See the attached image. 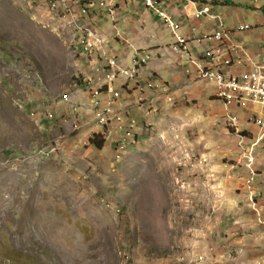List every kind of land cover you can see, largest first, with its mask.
Returning a JSON list of instances; mask_svg holds the SVG:
<instances>
[{
	"label": "rangeland",
	"instance_id": "1",
	"mask_svg": "<svg viewBox=\"0 0 264 264\" xmlns=\"http://www.w3.org/2000/svg\"><path fill=\"white\" fill-rule=\"evenodd\" d=\"M52 1L0 0V264H264L242 262L256 253L242 250L245 226L236 220L244 214L243 183L258 174L254 156L245 155L253 135L246 145L239 118L236 126L223 121L215 83L197 77L205 82L192 91L191 76H173V87L142 79L151 53L134 80H114L121 105L112 118L121 114L126 123L128 111L137 124L110 137L94 120L91 98L101 57L115 53V34L99 33L115 29V0L90 7L57 0L59 8ZM227 3L264 12V0ZM221 15L230 27L225 9ZM178 53L186 73H196ZM106 63L116 72L111 57ZM94 134L104 137L102 148L90 143Z\"/></svg>",
	"mask_w": 264,
	"mask_h": 264
},
{
	"label": "crops",
	"instance_id": "2",
	"mask_svg": "<svg viewBox=\"0 0 264 264\" xmlns=\"http://www.w3.org/2000/svg\"><path fill=\"white\" fill-rule=\"evenodd\" d=\"M60 1H63L64 3L67 2V0ZM203 1L209 2L212 6V12L217 13L220 17L222 16V10L225 9L226 18L231 24L228 28L232 30V40L241 44L253 56L255 62H264V46H262V42L264 41V12L261 11L262 6L260 7L255 5L252 8V11L245 9V12H242L241 10L236 11L235 8H228V3L226 4L227 0L225 3L220 0ZM183 4L184 3L180 0H161V6L167 11H172L175 21L181 25L179 30L181 35L185 37H197L203 31H212L214 29L215 21L210 20L207 15L197 17L192 14L194 12V7L197 6L196 4L193 6L189 4L186 7V10L183 8ZM92 5H94V3H91L89 7ZM198 7L201 8V4H199ZM85 12L86 10L84 13ZM204 16L207 17L206 20L201 19ZM249 16H252L255 20L253 28L241 33L237 32V25L245 22ZM222 18L223 17H221V19ZM113 20L115 22V29L111 30V27L108 25L107 29L109 31H99V33L106 32L111 36H113L112 34H115V38L111 37L112 41H110V45L114 47L115 44V53L123 62L127 63L132 60L135 50L154 52L157 55L153 61L149 62L144 68H142L140 75V77L142 76V79L150 77V79L155 81L158 85L160 84V86L170 87V84H172L171 87H173V83H167L171 82L170 80L173 76L177 78V80L182 78L186 79L187 76H191V79L187 78V81L191 80V83L187 86H190L192 91L194 87L198 90L200 83L205 82L204 80L201 81L199 79L197 80V83H195V79L198 76L194 70L191 71V73H186L188 71L184 68L185 55L181 53L176 55V52L170 48V46H172L175 42L173 33L154 11L146 9L143 0H115V15ZM114 30L115 33L113 32ZM166 34L170 35V39L166 36ZM97 38L100 37L97 36ZM97 40H101V42H103L105 39L101 37V39ZM161 40H168L166 42L168 43L166 48H163L164 46L161 43L164 42H161ZM204 43L197 41L188 43L187 48L193 58L201 57L202 50L206 47ZM104 56V59L101 57L100 61L101 63H104L103 67L105 70L109 71L106 58L111 57V55H108V52L106 51ZM235 70L237 71L236 73L244 72L243 68ZM159 77L165 78L166 82L161 80ZM95 78V85L99 86V88L94 91L101 90L102 100H109V92L105 87H103L104 83L101 81L102 79H98V75ZM142 79L139 78L138 80H141V83L144 84L145 80L143 81ZM90 80H93V78L91 77ZM131 86L132 82L129 83V85H118L117 90L118 92L121 89L128 90ZM205 89L207 88L205 87ZM195 92L197 93V91ZM198 92L202 93L201 91ZM105 93H108L107 98L105 97ZM211 94V96H214V99L218 98L215 97V90L214 92L211 91ZM219 99L218 102L221 103L222 101L221 99L219 101ZM229 103L232 104V110L239 118L237 124L238 126H242V138H244L242 140L247 145L248 137L250 136L249 132L253 129V127L248 124L246 118L252 110L258 111L260 110V107L250 103L249 101H241L236 104L233 100ZM215 116H217V114ZM210 117L214 120L213 114ZM223 117L224 122H230L226 115ZM246 149L248 150L245 151V155L247 157L251 155L254 156L253 167L257 170L258 174L255 177L254 184L253 182L250 184H245V182L243 183L244 188L241 191L239 202L240 204H243L244 214H241L240 217L236 218V220L240 223V226H245L243 227V235L239 239L242 250H244L243 245L245 244L247 248L249 247L248 250H252V252H255L256 255H250L248 259H243L242 262L264 263V261L262 262L261 259L257 258V256L260 255V257L264 258V253L261 254L264 248L260 252V247H264V143L254 147L249 146L246 147ZM218 170L220 171V169ZM248 187L249 189H253L254 198H248ZM225 195L226 193L221 195L223 199H221L220 202H225ZM228 195L234 196L233 192H230Z\"/></svg>",
	"mask_w": 264,
	"mask_h": 264
},
{
	"label": "built area",
	"instance_id": "3",
	"mask_svg": "<svg viewBox=\"0 0 264 264\" xmlns=\"http://www.w3.org/2000/svg\"><path fill=\"white\" fill-rule=\"evenodd\" d=\"M180 1L185 2L184 9L188 4L192 6L196 4L197 6L194 7L192 14L197 17L207 15L210 20L215 21L214 29L212 31H203L197 37H185L179 33L181 25L175 21L172 12L165 10L161 6V0H143V3L147 10L154 11L170 28L175 38L171 49L175 52L183 51L196 67L197 76L215 83L217 97L226 102L225 110L229 121L234 126H236V117L238 116L234 114L232 104L229 102L234 100L238 104L241 101H249L260 107L258 111L252 110L246 120L253 127L248 137L251 138L253 135V138L249 140L252 147L264 143V62H255L253 56L241 44L232 40V30L225 26V22L220 15L212 12V6L209 2H204L203 0ZM199 4H201V8L198 7ZM54 7L59 8V3ZM109 13L112 16L115 15L113 4L109 8ZM253 26L248 22H242L237 25L236 31L239 33L248 31ZM193 41L205 42L206 47L202 50L200 58H193L187 48L188 43ZM111 52L112 50L110 49L108 53L116 64V72H108L103 67L102 76L98 75V79L108 82L104 87L109 90V100H101V91H96V95L91 98V106L94 107V120H99V127L103 128V132L107 131L108 135L112 137L115 135L113 131H117L120 133L119 138H123V132H128L127 123L137 124V120L128 111L125 112L126 123L122 119L121 114L120 118H112V111H118L119 109V107L115 106L117 104L121 105V102L113 97L114 80L117 76H121L127 81L134 80L145 58H149L153 52L135 50L132 57L133 67L130 69L120 68L117 60L118 55L116 53L111 54ZM239 68H243L244 72L236 73L235 69ZM149 86H152V83H149ZM100 112L109 113L108 126H101ZM132 137L136 138L134 132H131Z\"/></svg>",
	"mask_w": 264,
	"mask_h": 264
},
{
	"label": "trees",
	"instance_id": "4",
	"mask_svg": "<svg viewBox=\"0 0 264 264\" xmlns=\"http://www.w3.org/2000/svg\"><path fill=\"white\" fill-rule=\"evenodd\" d=\"M92 0H80V3L82 6H86L89 5L91 3ZM221 2H225V0H220ZM107 69V67H106ZM99 134H94L93 137L90 139V143L92 144L93 147L99 149L103 147L104 144V137H99ZM100 138V139H99Z\"/></svg>",
	"mask_w": 264,
	"mask_h": 264
},
{
	"label": "bare ground",
	"instance_id": "5",
	"mask_svg": "<svg viewBox=\"0 0 264 264\" xmlns=\"http://www.w3.org/2000/svg\"><path fill=\"white\" fill-rule=\"evenodd\" d=\"M52 4H54L55 6H57V0H53L52 1ZM111 65V64H110ZM94 112V111H93ZM113 115V114H112ZM100 118H101V121H105V122H108L109 121V113L108 112H102L100 113ZM105 122L101 123V124H105ZM98 123H99V120H98ZM95 126L98 127L95 123ZM133 130V129H132ZM122 139H120L121 141Z\"/></svg>",
	"mask_w": 264,
	"mask_h": 264
}]
</instances>
